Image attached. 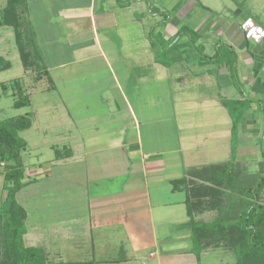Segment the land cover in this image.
Masks as SVG:
<instances>
[{"label":"crops","instance_id":"crops-1","mask_svg":"<svg viewBox=\"0 0 264 264\" xmlns=\"http://www.w3.org/2000/svg\"><path fill=\"white\" fill-rule=\"evenodd\" d=\"M83 5L31 0L28 20L41 71L46 69L50 81L42 76L28 93L58 96L66 136L57 138L62 133L51 126L53 137L31 135V164L23 162V186L16 193L26 211L23 244L89 245L94 264H236L235 252L225 245L196 256L189 230L178 225L188 219L189 193L201 195L195 187L188 190L192 181L200 182L194 177L199 169L242 162L260 151L262 30L245 31L240 17L221 19L195 0H83ZM196 47L214 58L201 57ZM149 98L154 119L145 113ZM223 100L248 101L235 136ZM157 101H166L167 114ZM31 113L44 115V125L56 115L45 103ZM54 149H60V158ZM68 191L82 203L62 202ZM4 193L0 172V204ZM193 216L210 221L216 211L197 208ZM117 229L127 246L119 259H110L111 237L113 250L115 243L121 246L110 232Z\"/></svg>","mask_w":264,"mask_h":264},{"label":"trees","instance_id":"trees-1","mask_svg":"<svg viewBox=\"0 0 264 264\" xmlns=\"http://www.w3.org/2000/svg\"><path fill=\"white\" fill-rule=\"evenodd\" d=\"M25 5V0H6L0 11V26L12 27L24 70H33L37 73L35 78L44 74L50 81L46 69L42 67L41 71V55L31 32ZM192 40L194 42L193 34ZM196 50L201 57L214 58L202 55L201 47H196ZM9 66V61L0 55V70ZM13 81L17 88L13 106H28L29 97L21 94L17 79ZM6 88V84L1 81L0 97ZM222 103L228 109L232 134L235 136L248 101L223 100ZM30 126L31 118L27 113L0 118V172L5 192L0 204V264H87L75 261L49 262L42 247L23 244L26 211L17 202L16 193L23 186L25 166L21 153L27 142L19 132ZM65 152L70 156L71 151L67 147ZM260 156L254 170H250L246 162L231 159L222 164L202 167L193 175L200 182L192 181L188 190L195 187L201 195L194 197V193H189L185 202L188 219L178 226L189 230L192 251L196 256L204 249L225 245L235 252L236 264H264V133L260 140ZM54 157H61L60 149H54ZM181 182L174 181L175 188ZM197 208H211L216 211V216L210 221L195 219L193 212Z\"/></svg>","mask_w":264,"mask_h":264},{"label":"rangeland","instance_id":"rangeland-1","mask_svg":"<svg viewBox=\"0 0 264 264\" xmlns=\"http://www.w3.org/2000/svg\"><path fill=\"white\" fill-rule=\"evenodd\" d=\"M25 1L27 3V6L25 5L26 6V16L31 21V0H25ZM195 1L199 4V6L201 5V8L207 7L209 11L211 10V15L218 16L221 19H233L236 16L240 17L239 19L244 20L245 31H248L249 29H251V27L252 28L258 27L260 28L259 30H262L264 34V0H195ZM79 3L81 4V7H84L83 0L81 1L79 0ZM5 4H6V0H0V11L5 6ZM248 6H250L251 8L250 13L246 11V7ZM77 9L78 10L80 9L79 5ZM239 9L241 10V12L243 11L242 12L243 14L241 15L236 14L237 10ZM48 15L50 14H47L46 16ZM43 16H45V13ZM154 35L156 36L157 34H154ZM246 39H248V36ZM210 42L211 41L209 40L205 42L206 51L208 52H210V49L212 48V45H211L212 42L211 43ZM217 43L219 44V41H217ZM48 48L49 47H46L47 50ZM17 51L18 50L15 44L14 31L12 27L0 26V55L3 56V58L7 59L10 63L9 68L0 70V82L3 81L7 87L6 92L2 93L0 97V118L6 119V118L17 116V115H23L25 113L29 114V117L32 120L33 126L27 130H23L19 132L20 136L23 137L27 142V146L24 149V151H22L21 156H22L23 162L26 164L28 168V166L31 164V151H32L31 150V135L33 137L35 136L42 140H46L50 137H53L55 134L52 132V129H50V126L53 128L58 127L60 129V125H64L63 119H61V117H65L64 116L65 113H64L62 106L59 104L58 96H56L54 92H51V91L43 92L42 91V93L38 92L33 95H31V93L30 94L28 93V90L32 92L31 87L33 86V82L39 80L42 76L44 77V74L43 75L40 74L38 78H35L37 73H35L33 70L31 69L24 70L21 60L18 55L19 52ZM14 79H17L20 85L19 87L21 89V94L27 95L29 97L30 103L28 106L20 107V108H15L13 106V101H14L15 94H16L15 92L17 90V88L14 87V81H13ZM164 98H166V96ZM157 102L159 104L163 103V107L165 108V111L161 113L163 115L167 114L168 104L166 103V101H160V102L157 101ZM43 103H45L48 106L51 113L56 114L50 120L51 125H49V122H47V125H44V120H43L44 119L43 117H45L44 115L41 116V115L34 114L33 116L31 113L32 110L34 111V108H38ZM145 106H146L145 113L147 114V118L154 119L155 118L154 117L155 107H154L153 102L151 104V99L149 100V103L146 101ZM59 131H61L62 134L57 135V138L59 137L65 138L66 136L65 131H63L62 129H60ZM43 145H46V143L41 144V146ZM252 154L253 155H249V157H243L245 159L244 161H242V162H246V165H248V168L250 170L256 169V166H257L256 161L259 160L261 157L260 151H257L255 154L253 152ZM119 179H121V177H117L116 185L119 183ZM71 187H72V184L70 181L68 190L71 189ZM81 199L82 198H79V197H76V198L73 197L71 191H68L67 196H65L64 199H62V202L64 201L67 204H69V207H72V205L81 204L82 203ZM28 205L30 208L31 203H29ZM72 231H70L71 234H72ZM110 232L111 234L113 233L115 234L116 242L117 244L119 242L121 246H115L116 245L115 243L114 250H113L114 239H112L111 237V241L108 247L106 248V250L108 251L107 256H109L110 259L112 258L119 259L121 255L120 253L121 249H126V246H127L124 243L125 237L122 234V230L117 229L116 231H110ZM93 236H95V233H93ZM93 242H94V238H93ZM76 244L75 243L74 244L71 243L68 245L54 244L51 247L49 246V248H44L46 249L45 252H46L47 260L49 262L68 260V261H75V262H84L87 264H94L90 260L91 251H92L90 246L89 245L83 246V245H76ZM127 253L128 251H126V254ZM101 257L106 258L105 256H101ZM133 264H155V261L148 262L147 260H144L143 263L137 261V262H134Z\"/></svg>","mask_w":264,"mask_h":264}]
</instances>
